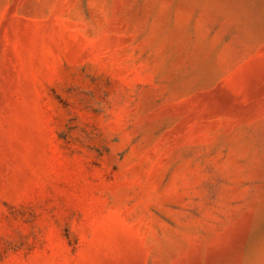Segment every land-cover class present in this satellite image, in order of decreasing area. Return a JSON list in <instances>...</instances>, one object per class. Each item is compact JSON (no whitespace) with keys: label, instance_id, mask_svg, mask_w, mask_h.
I'll return each mask as SVG.
<instances>
[{"label":"rangeland","instance_id":"374dc122","mask_svg":"<svg viewBox=\"0 0 264 264\" xmlns=\"http://www.w3.org/2000/svg\"><path fill=\"white\" fill-rule=\"evenodd\" d=\"M0 264H264V0H0Z\"/></svg>","mask_w":264,"mask_h":264}]
</instances>
